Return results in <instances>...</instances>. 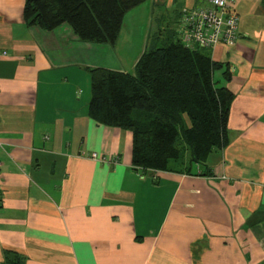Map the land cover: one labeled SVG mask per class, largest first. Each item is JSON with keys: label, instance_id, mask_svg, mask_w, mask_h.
<instances>
[{"label": "crops", "instance_id": "0c3cea01", "mask_svg": "<svg viewBox=\"0 0 264 264\" xmlns=\"http://www.w3.org/2000/svg\"><path fill=\"white\" fill-rule=\"evenodd\" d=\"M230 1L241 39L210 50L231 74L215 75L234 95L229 142L189 174L133 166V134L89 116V69L134 75L154 26L207 0H148L115 45L0 0V264H264V0Z\"/></svg>", "mask_w": 264, "mask_h": 264}, {"label": "trees", "instance_id": "16d2710c", "mask_svg": "<svg viewBox=\"0 0 264 264\" xmlns=\"http://www.w3.org/2000/svg\"><path fill=\"white\" fill-rule=\"evenodd\" d=\"M148 0H26L24 21L45 31L68 24L83 42L115 45L127 15ZM147 47L134 75L89 69V116L133 134V166L143 171L191 173L228 142L233 93L215 74L225 66L209 50L187 48L177 28L164 44ZM230 71L223 77L229 81ZM189 125L186 123V119ZM188 154V156H186ZM208 174V172H206Z\"/></svg>", "mask_w": 264, "mask_h": 264}, {"label": "built area", "instance_id": "2783aa9c", "mask_svg": "<svg viewBox=\"0 0 264 264\" xmlns=\"http://www.w3.org/2000/svg\"><path fill=\"white\" fill-rule=\"evenodd\" d=\"M177 32L182 43L189 49L212 50L220 45L232 48L241 39L240 16L230 0H207V4L181 12ZM89 159L103 164L113 161L96 152ZM3 194L0 189V208Z\"/></svg>", "mask_w": 264, "mask_h": 264}, {"label": "rangeland", "instance_id": "374dc122", "mask_svg": "<svg viewBox=\"0 0 264 264\" xmlns=\"http://www.w3.org/2000/svg\"><path fill=\"white\" fill-rule=\"evenodd\" d=\"M136 17H137V21L135 19V13L133 14L132 12H130V14L127 15L126 19H125V23L126 24H129L130 22L131 23H134V24H141L142 23V17L141 16H138V14H136ZM167 19L169 18V16L166 17ZM177 22H175V18H173V16L171 15V21H166L165 19V22L161 25V26H154L153 30L149 33H151V40L149 41V45L148 47H150L152 45L153 42L156 41V38L158 37L157 40H159L160 42V45L164 44V42L166 41L168 35L171 33V31L173 30H176L177 28ZM137 32V31H135ZM131 33V32H130ZM134 44L136 43V47L134 46V48L132 49V52L130 51L129 54L125 55V57L127 59L131 58L134 56L135 53H137L139 51V47H138V44H139V40L137 37H134ZM132 42V41H131ZM211 52V51H210ZM216 78L217 79H220V76H221V73H216ZM89 89H90V85H89ZM186 156H188V154H186ZM179 167L183 168L185 167L184 165H181V163H179V165H177L175 167V169H179Z\"/></svg>", "mask_w": 264, "mask_h": 264}]
</instances>
